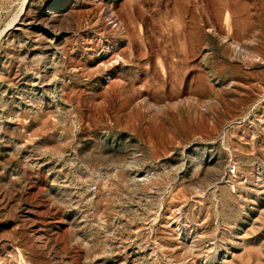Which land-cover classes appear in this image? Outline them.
I'll list each match as a JSON object with an SVG mask.
<instances>
[{"label":"rangeland","instance_id":"rangeland-1","mask_svg":"<svg viewBox=\"0 0 264 264\" xmlns=\"http://www.w3.org/2000/svg\"><path fill=\"white\" fill-rule=\"evenodd\" d=\"M0 264H264V0H0Z\"/></svg>","mask_w":264,"mask_h":264},{"label":"bare ground","instance_id":"bare-ground-1","mask_svg":"<svg viewBox=\"0 0 264 264\" xmlns=\"http://www.w3.org/2000/svg\"><path fill=\"white\" fill-rule=\"evenodd\" d=\"M99 22H101V24H102V26L103 27H105L104 26V23L102 22V20H101V17L99 16V20H98ZM226 26L228 27V25L230 24V15L228 14L227 16H226ZM115 26V32H117V34L120 32V33H122L121 32V28H122V24H121V22H118L117 24H115L114 25ZM219 33H222V28L219 30ZM225 39V41L226 42H224V47L227 49V48H229V46H230V44L232 43V41H231V39L230 38H228L227 36L224 38ZM116 49V45L114 46V44H112L110 47H108V48H104L103 50H102V52L99 54V56L101 57V60H102V63H99V64H102V66L104 67V70H105V72L107 71V73L109 72V71H111L112 70V68H113V65L115 64L114 63V61L112 62V63H110L111 62V60H110V56H111V54L113 53V51ZM96 57V56H95ZM92 60V59H91ZM102 67V68H103ZM104 72V71H103ZM109 74H110V72H109ZM109 74H107V75H109ZM110 80H111V77H110V75L109 76H107V78L105 79V82H106V84L110 87ZM112 81V80H111ZM184 107L185 108H188V110H190V111H193L195 114H197V115H199V111H197V105H195V104H190V102L189 101H185L184 102ZM177 105H175V104H172V106L171 107H176ZM149 108L150 109H152V111H153V109H155V112H157L158 114H161V109L158 107V106H153L152 104H149Z\"/></svg>","mask_w":264,"mask_h":264}]
</instances>
